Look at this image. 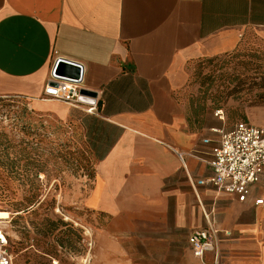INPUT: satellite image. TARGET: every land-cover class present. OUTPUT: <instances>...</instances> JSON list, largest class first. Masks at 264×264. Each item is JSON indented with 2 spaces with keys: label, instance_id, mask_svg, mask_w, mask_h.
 <instances>
[{
  "label": "crops",
  "instance_id": "0c3cea01",
  "mask_svg": "<svg viewBox=\"0 0 264 264\" xmlns=\"http://www.w3.org/2000/svg\"><path fill=\"white\" fill-rule=\"evenodd\" d=\"M250 35L264 41V0H0V98L78 124L95 160L88 208L173 217L191 253L190 234L214 228L192 264H264V174L244 202L200 185L237 123L183 99L194 65ZM59 60L82 68L75 104L46 95Z\"/></svg>",
  "mask_w": 264,
  "mask_h": 264
},
{
  "label": "rangeland",
  "instance_id": "374dc122",
  "mask_svg": "<svg viewBox=\"0 0 264 264\" xmlns=\"http://www.w3.org/2000/svg\"><path fill=\"white\" fill-rule=\"evenodd\" d=\"M257 64L264 66V41L250 35L234 53L194 65L183 99L222 110L229 126L264 127ZM20 102L0 98V211L11 216L4 226L14 264H192L187 230L170 228L173 217L88 208L95 160L80 127Z\"/></svg>",
  "mask_w": 264,
  "mask_h": 264
},
{
  "label": "built area",
  "instance_id": "2783aa9c",
  "mask_svg": "<svg viewBox=\"0 0 264 264\" xmlns=\"http://www.w3.org/2000/svg\"><path fill=\"white\" fill-rule=\"evenodd\" d=\"M81 81L58 77L53 69L46 95L75 104L80 98ZM216 115L223 118L224 112L219 110ZM220 135L218 144L211 151L212 176L199 184H209L219 191L238 196L244 202L251 187L260 182L264 174V127L239 121L232 129L221 131ZM209 142L205 140L206 144ZM256 204H264V199L257 200ZM4 225L0 220V264H14L10 237ZM216 236L214 228L194 230L188 239L193 255L204 261L206 254L215 249Z\"/></svg>",
  "mask_w": 264,
  "mask_h": 264
},
{
  "label": "water",
  "instance_id": "95a60500",
  "mask_svg": "<svg viewBox=\"0 0 264 264\" xmlns=\"http://www.w3.org/2000/svg\"><path fill=\"white\" fill-rule=\"evenodd\" d=\"M54 73L64 79L82 80V68L78 64L59 60L54 68Z\"/></svg>",
  "mask_w": 264,
  "mask_h": 264
},
{
  "label": "bare ground",
  "instance_id": "6f19581e",
  "mask_svg": "<svg viewBox=\"0 0 264 264\" xmlns=\"http://www.w3.org/2000/svg\"><path fill=\"white\" fill-rule=\"evenodd\" d=\"M11 219V216L8 212L6 211H0V220H1V223L3 224H6L8 223V220Z\"/></svg>",
  "mask_w": 264,
  "mask_h": 264
},
{
  "label": "trees",
  "instance_id": "16d2710c",
  "mask_svg": "<svg viewBox=\"0 0 264 264\" xmlns=\"http://www.w3.org/2000/svg\"><path fill=\"white\" fill-rule=\"evenodd\" d=\"M236 51V50H235ZM234 51V52H235ZM234 52H232V53H234ZM238 56V55H237ZM237 56H232L231 58H237ZM217 58V57H216ZM253 58H255V59H259V60H261V58L262 57H260L259 55H254V57ZM213 59V58H212ZM202 60H206V59H202ZM209 60V59H208ZM253 68H264V66H262V64H257V65H253ZM242 121H245V122H249V121H247V120H242Z\"/></svg>",
  "mask_w": 264,
  "mask_h": 264
}]
</instances>
